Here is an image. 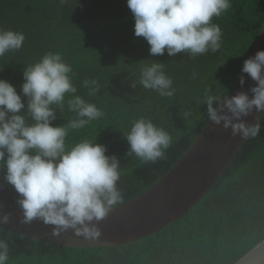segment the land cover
I'll use <instances>...</instances> for the list:
<instances>
[{
	"label": "trees",
	"instance_id": "16d2710c",
	"mask_svg": "<svg viewBox=\"0 0 264 264\" xmlns=\"http://www.w3.org/2000/svg\"><path fill=\"white\" fill-rule=\"evenodd\" d=\"M231 3L212 21L223 30L221 49L191 59L183 53L150 55L146 40L134 35L127 0H68L64 5L58 0H0V27L26 37L21 50L0 57V79L21 94L26 65L46 52L62 53L76 74L78 94L104 112L102 118L71 131L68 146L92 140L106 146V155L119 159L124 204L155 185L203 129L208 121L207 105L198 103L203 90L227 95L249 58L263 23L264 0ZM152 61L165 63L177 89L174 97H161L139 84L141 68ZM193 72L198 73L196 79ZM85 78L99 82L96 95L88 96L81 83ZM23 101L27 103V97ZM184 109L192 111L188 120L182 117ZM73 115L57 111L53 124L62 125ZM140 117L150 118L172 137L166 157L154 164L127 156L130 146L124 135ZM257 122L259 135L245 140L210 191L170 226L126 245L82 249L0 230V239L9 244L8 264H234L264 240V115ZM4 171L0 183L12 188L3 181Z\"/></svg>",
	"mask_w": 264,
	"mask_h": 264
},
{
	"label": "clouds",
	"instance_id": "9594fccd",
	"mask_svg": "<svg viewBox=\"0 0 264 264\" xmlns=\"http://www.w3.org/2000/svg\"><path fill=\"white\" fill-rule=\"evenodd\" d=\"M60 5L68 0H58ZM134 18V35L143 37L152 56L175 57L187 54L191 59L216 53L223 44V30L213 23L231 7V0H127ZM23 32L0 27V57L22 49ZM242 73L254 82L248 92L229 96L203 90L198 103L207 105V120L233 136L244 140L259 135L261 125L244 119L264 113V49L243 61ZM73 67L60 52H46L38 61L26 65L21 94L8 81L0 79V170L3 181L18 194L16 203L22 210V223L41 220L52 225L53 235L69 229L76 236L96 239L101 235L98 223L115 206L123 203L118 187L121 179L119 159L106 155L107 148L92 140L82 139L68 146L69 133L79 130L104 116L94 103L78 94L73 82ZM198 73H192L196 79ZM82 86L88 96L100 91L96 79L85 78ZM239 83L245 84L241 75ZM139 84L161 97H174L177 89L165 72V63L152 61L140 70ZM137 86L135 82L131 85ZM27 97V103L23 101ZM215 105V106H214ZM65 109L74 115L62 125H54L57 111ZM191 109H184L188 120ZM127 156H135L142 164L156 163L166 157L172 137L150 118L132 121L124 135ZM0 187L3 184L0 183ZM11 213L0 214V224H7ZM9 244L0 239V264H8Z\"/></svg>",
	"mask_w": 264,
	"mask_h": 264
},
{
	"label": "water",
	"instance_id": "95a60500",
	"mask_svg": "<svg viewBox=\"0 0 264 264\" xmlns=\"http://www.w3.org/2000/svg\"><path fill=\"white\" fill-rule=\"evenodd\" d=\"M261 49H264V19L250 56ZM0 71L4 70L0 67ZM241 75L245 77L243 87L239 83ZM252 86L255 82L240 72L227 96L230 98L238 91H245L251 97L249 89ZM263 115L254 112L244 119L254 124ZM244 142L239 135L233 136L230 128L224 129L222 124L208 120L187 151L155 185L137 198L115 206L98 223L101 235L96 239L76 236L71 229L53 235L54 226L45 225L38 219L22 223L23 213L16 203L18 194L3 184L0 187V214L11 213V216L7 224H0V230L77 249L110 248L144 239L170 226L201 200L237 156ZM234 264H264V240Z\"/></svg>",
	"mask_w": 264,
	"mask_h": 264
}]
</instances>
